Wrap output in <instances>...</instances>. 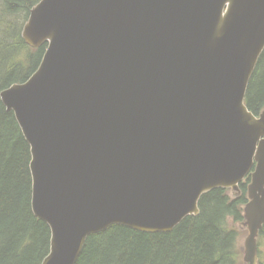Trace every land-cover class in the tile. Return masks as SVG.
<instances>
[{
	"label": "water",
	"instance_id": "95a60500",
	"mask_svg": "<svg viewBox=\"0 0 264 264\" xmlns=\"http://www.w3.org/2000/svg\"><path fill=\"white\" fill-rule=\"evenodd\" d=\"M22 38L46 52L0 98L31 146L42 264H77L112 225L170 232L248 177L244 261L261 264L264 110L246 96L264 0H40Z\"/></svg>",
	"mask_w": 264,
	"mask_h": 264
},
{
	"label": "trees",
	"instance_id": "16d2710c",
	"mask_svg": "<svg viewBox=\"0 0 264 264\" xmlns=\"http://www.w3.org/2000/svg\"><path fill=\"white\" fill-rule=\"evenodd\" d=\"M39 1L0 0V92L26 81L46 52L48 43L32 48L22 38L23 21ZM246 104L257 115L264 110V52ZM31 160V146L0 98V264H42L50 252V226L32 208ZM249 182L250 177L234 195L229 188L204 194L200 214L189 215L170 232L116 224L92 234L77 264H237L242 231L235 224L245 219Z\"/></svg>",
	"mask_w": 264,
	"mask_h": 264
},
{
	"label": "rangeland",
	"instance_id": "374dc122",
	"mask_svg": "<svg viewBox=\"0 0 264 264\" xmlns=\"http://www.w3.org/2000/svg\"><path fill=\"white\" fill-rule=\"evenodd\" d=\"M29 15H30V13H29ZM28 18H29V16H28ZM28 18L24 20V14L20 15V21L24 20L22 27H24V25L27 22ZM229 193H230V195H234L235 191L230 189ZM244 221H245V219H244ZM244 221L242 223L235 224L242 231V233L240 235V238H239V241H238V247H239V250H240V255H238V263L237 264H247L244 261L243 247H244L245 239H246V237L248 235V229H247L246 226H244V224H243ZM258 243H259V258H260V262L264 263V230L260 233V236L258 238Z\"/></svg>",
	"mask_w": 264,
	"mask_h": 264
}]
</instances>
